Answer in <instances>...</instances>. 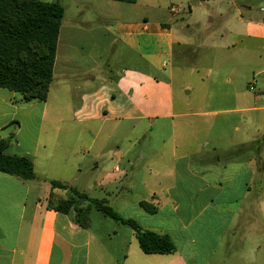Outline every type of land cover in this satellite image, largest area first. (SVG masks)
I'll use <instances>...</instances> for the list:
<instances>
[{"label":"crops","instance_id":"0c3cea01","mask_svg":"<svg viewBox=\"0 0 264 264\" xmlns=\"http://www.w3.org/2000/svg\"><path fill=\"white\" fill-rule=\"evenodd\" d=\"M59 1L65 16L47 101L23 104L0 88V142H9L4 153L29 158L36 174L23 181L0 172V264L107 262L103 247L92 260L90 226L49 207L51 197L68 198L67 191L52 189V181L108 202L123 219L170 236L177 248L145 254L132 229L126 253L114 264H264V44L261 51L243 50L242 63L261 65L255 71L230 58L239 39L264 42V17L248 5L242 14L237 0H215L225 7L216 14L223 27L218 34L212 20L191 19L209 0ZM174 6L179 13L171 12ZM196 29L199 43L191 36ZM226 36L233 49L220 48L226 86L218 88L222 108L216 112L178 109L172 73L166 82L137 63L167 73L176 59L202 53L203 39ZM128 57L132 62L114 78L111 63ZM105 69L111 79L98 77ZM54 85L63 96L56 105ZM214 113L236 114L240 121L248 115L252 129L242 132L239 121L226 145L210 146L209 131L197 143L201 133L187 126ZM156 125L170 131H156ZM154 138H167L171 146ZM98 189L103 197L94 198ZM142 202L157 212L147 213Z\"/></svg>","mask_w":264,"mask_h":264},{"label":"trees","instance_id":"16d2710c","mask_svg":"<svg viewBox=\"0 0 264 264\" xmlns=\"http://www.w3.org/2000/svg\"><path fill=\"white\" fill-rule=\"evenodd\" d=\"M65 16L63 4L57 0H0V88L20 96L23 104L46 102L54 81L58 39ZM8 141L0 142V172L23 181L36 179L33 162L26 157L4 153ZM52 189L67 191L68 198L59 201L52 197L49 207L70 214L76 224L89 228L91 211L131 227L145 254H173L177 248L170 236L144 230L132 220L123 219L108 202L90 198L87 194L61 182L52 181ZM149 214L157 208L140 203Z\"/></svg>","mask_w":264,"mask_h":264},{"label":"rangeland","instance_id":"374dc122","mask_svg":"<svg viewBox=\"0 0 264 264\" xmlns=\"http://www.w3.org/2000/svg\"><path fill=\"white\" fill-rule=\"evenodd\" d=\"M237 4L241 9V13L245 14L246 10L244 6H250L253 9L254 15L258 17H264V12L261 10L264 9V0H237ZM212 9L207 11L208 7ZM225 7L220 2H215V0H209L206 7L201 9V12L193 18L192 20H196L197 18H201V20H212L214 27L216 26V30L218 34L221 32L222 24L221 20L217 17V12L220 9H224ZM201 13V15H200ZM237 14V13H235ZM185 16V15H184ZM190 25L192 26L193 22L190 21ZM230 24L234 23V18L230 17ZM196 33L191 35L196 42L199 43V30L196 29ZM211 33V32H210ZM212 33L210 34V36ZM231 39L229 36H226L224 39L222 37H216V40L213 41L212 37L210 39H203L202 43L204 44V50L202 53L196 54L193 58H183V59H176L174 61L173 67H169L167 69V73H160L158 71L152 70L149 68L147 63H142L140 60L137 62L139 67H142L144 70H149L153 76L160 78L163 81H170V73H172V82L174 88V96L176 100V107L178 109L184 108L186 111H190L193 113L198 112H216L220 108L217 105V94L218 88L220 85L226 86V83L223 81L222 73L227 65V60L223 57L220 48L222 46L230 45ZM237 46L234 51L237 52L236 56H231V61L237 62L240 67H245L247 70H257L258 67L261 65H253L252 63H242L245 61L243 58V50L248 49L252 51H261L262 49L259 47L264 42L261 43H253L241 41V39L237 40ZM108 55V52H107ZM106 60V58H105ZM132 62L131 58L127 59H117L111 63V69L114 71L113 77L116 78L117 70H122L126 66H129ZM231 62V63H232ZM232 67V66H230ZM107 70V69H105ZM100 71V70H99ZM98 77H104L106 79H111L112 75L108 73V70L105 71L103 75L98 73ZM233 79V83H236L235 78ZM252 83H254V79H250ZM224 83V84H223ZM163 94V93H162ZM58 98H63L61 96L60 90H58V86L54 85L52 92H51V99L55 100L54 104L56 105V100ZM66 99V98H65ZM72 99L69 101V105L66 107L71 108ZM232 106H229L231 108ZM66 113H69L67 110ZM241 116L236 114H229L224 116L222 114L214 113L210 114V116L205 118H194L196 122L192 126H187L188 131H199L201 134L198 135V139L194 138L197 143H203L206 131L210 132L209 136V143L210 146H219V145H226L228 141L233 140V138L237 135L235 133V127L239 124L241 120ZM241 122V130L242 132H247L249 129H252V123H249V116L246 115L245 120L242 119ZM186 125V124H185ZM183 124L180 126L179 129L182 128ZM110 127H107L109 129ZM130 129V127H129ZM156 131H170L169 125H156L153 128ZM223 132L227 133L225 138L222 135L218 138V135ZM229 137V138H228ZM151 138H148V140ZM160 141L161 146H168L170 145V140L168 141L167 138L164 139H153ZM165 140V142H164ZM193 141V138L191 139ZM171 146V145H170ZM194 159H197L194 157ZM94 198H101L103 197V193L101 190L92 191ZM67 197V196H66ZM65 197V198H66ZM119 197L117 198V202H114L116 210L119 212ZM115 196L112 197V200H115ZM90 230L94 236V243H93V253H92V260L97 259L99 255L98 252L102 249V253L105 255V259H107L106 263L103 264H114L116 262V258L118 262L120 261L121 257L126 253V243L130 236L133 233L131 227L120 224L116 222L114 219L104 217L100 212L93 209L91 211V222H90ZM94 261V262H95ZM113 262V263H112Z\"/></svg>","mask_w":264,"mask_h":264},{"label":"built area","instance_id":"2783aa9c","mask_svg":"<svg viewBox=\"0 0 264 264\" xmlns=\"http://www.w3.org/2000/svg\"><path fill=\"white\" fill-rule=\"evenodd\" d=\"M171 12H172V13H179V12H180V9H179L178 7H176V6H174V7L171 9ZM250 90L254 91V90H255V87H254V86L250 87Z\"/></svg>","mask_w":264,"mask_h":264}]
</instances>
